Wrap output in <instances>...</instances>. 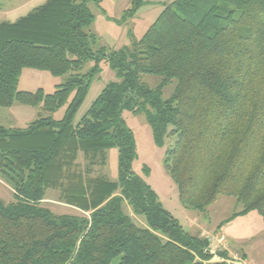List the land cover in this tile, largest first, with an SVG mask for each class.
<instances>
[{"label":"trees","instance_id":"1","mask_svg":"<svg viewBox=\"0 0 264 264\" xmlns=\"http://www.w3.org/2000/svg\"><path fill=\"white\" fill-rule=\"evenodd\" d=\"M91 1L100 2L47 0L0 23V107L43 109L24 127L0 126V177L14 192L0 199V264H229L228 250L212 253L209 238L190 234L133 171L123 112L144 113L159 146L176 136L165 166L187 209L209 215L219 196H234L242 207L219 227L253 211L264 221V0H175L141 38L110 52L93 49ZM146 1L132 0L123 17ZM102 57L119 79L76 124L95 70L79 71ZM25 68L70 75L52 93L19 90ZM144 74L162 81L153 88ZM112 148L119 178L93 176ZM48 189L80 214L45 206Z\"/></svg>","mask_w":264,"mask_h":264},{"label":"rangeland","instance_id":"2","mask_svg":"<svg viewBox=\"0 0 264 264\" xmlns=\"http://www.w3.org/2000/svg\"><path fill=\"white\" fill-rule=\"evenodd\" d=\"M27 1L29 2L24 4ZM46 1L0 0V23L15 22L18 18L28 14L35 6ZM173 1L175 0H147L144 6L134 16L130 17H123V14L125 10L131 7L132 0L89 2L95 20L86 30L97 35L93 49L110 52L120 51L124 47L130 46L132 40L141 38L165 7ZM92 70H95L91 76L92 82L87 96L76 114V124L90 109L107 84L119 79L111 66V62L105 57L87 61L79 72L89 73ZM69 75L68 73L62 76H54L46 70L25 68L20 77L18 89L36 91L38 88H43L47 93H52L58 85L66 82ZM143 80L153 88L162 81L160 76L152 74H144ZM175 87L176 81L167 85L164 88L163 97L169 98ZM72 97L73 95H71L68 103ZM67 104L52 113L54 118H63ZM18 107L23 108L22 110L34 109L33 106L21 103H17L13 108L0 107V126L7 128L24 127L37 118L38 115L29 112H24V115L21 114ZM48 114L51 113H44V115ZM123 117L125 125L134 133L137 149V157L132 162V169L152 188L157 200L163 207L178 219L190 234H196V229L189 227L188 220L191 215L197 217L199 222L208 225L210 234L215 231V235H213L215 237L209 235V240L212 241H210L212 243L211 249L215 253L220 250H228L231 259H245L248 264H264V221L260 214L253 211L218 227L223 220L242 207L236 197L227 195L219 196L217 201L209 207V215L187 209L180 200L177 184L165 166L166 151L175 145L176 136L168 137L165 144L159 146L154 141L151 126L144 113L136 114L125 110ZM106 155V163L95 167L93 176L102 175L115 181L119 178V149L107 150ZM78 162L81 166L86 163L82 152L79 154ZM59 194L58 190L48 189L44 205L56 214H80L76 208L59 202ZM0 199L5 203L14 200V192L11 186L1 177ZM136 219L142 223L141 219ZM222 234H225L226 241L224 237H222L224 240L221 241L219 238L217 241V238ZM220 259L218 255L214 257V261ZM114 264H119V259L115 260Z\"/></svg>","mask_w":264,"mask_h":264},{"label":"crops","instance_id":"3","mask_svg":"<svg viewBox=\"0 0 264 264\" xmlns=\"http://www.w3.org/2000/svg\"><path fill=\"white\" fill-rule=\"evenodd\" d=\"M29 1H27V2H25L24 4H27ZM23 4V3H22ZM40 5H42V4H40ZM40 5H38V6H40ZM38 6H35L33 9H35L36 7H38ZM32 9V10H33ZM31 10V11H32ZM30 11V12H31ZM30 12H28V13H30ZM20 81V80H19ZM16 104L17 103H15L13 106H11L10 108H13L14 106H16ZM19 109H18V111L21 113V114H23L24 115V112L26 113V112H29V113H32V114H35V115H40V113L41 112H43V109H42V106H33V108L34 109H25V110H22L23 108H21V107H18ZM29 115H31V114H29ZM38 116H37V118H38ZM30 123V122H29ZM193 211V210H192ZM195 212V211H194ZM189 227L190 228H193V229H196V234L195 235H199V236H201V237H208L209 238V235H211L212 237H215V236H213V235H215V231H213L212 232V234H210V232L211 231H209V226L208 225H205L204 223H202V222H199L198 220H197V217H195V216H190L189 217ZM219 227V226H218ZM189 232V231H188ZM222 237H224L225 238V241H226V236H225V234H222L220 237H218L217 238V241L219 240V238H222ZM212 240H213V238H212ZM210 241H211V239H210ZM212 242V241H211ZM211 247H212V243H211ZM214 252V250H212V253ZM215 253V252H214Z\"/></svg>","mask_w":264,"mask_h":264},{"label":"built area","instance_id":"4","mask_svg":"<svg viewBox=\"0 0 264 264\" xmlns=\"http://www.w3.org/2000/svg\"><path fill=\"white\" fill-rule=\"evenodd\" d=\"M224 240L221 238V241ZM229 264H247L245 261L242 262H237L235 259L234 260H228Z\"/></svg>","mask_w":264,"mask_h":264},{"label":"bare ground","instance_id":"5","mask_svg":"<svg viewBox=\"0 0 264 264\" xmlns=\"http://www.w3.org/2000/svg\"><path fill=\"white\" fill-rule=\"evenodd\" d=\"M215 256H217V255H215ZM214 260V259H213ZM228 260H234V259H231V258H229ZM237 262H242V261H245L246 262V260L245 259H235ZM215 261H218V260H215ZM247 264H248V262H246Z\"/></svg>","mask_w":264,"mask_h":264}]
</instances>
